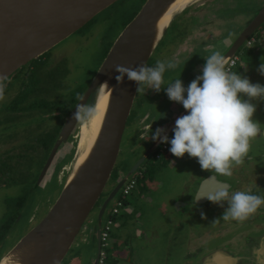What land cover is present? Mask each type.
Here are the masks:
<instances>
[{
    "label": "flooded vegetation",
    "instance_id": "flooded-vegetation-1",
    "mask_svg": "<svg viewBox=\"0 0 264 264\" xmlns=\"http://www.w3.org/2000/svg\"><path fill=\"white\" fill-rule=\"evenodd\" d=\"M198 1L190 4L181 13L183 15L181 18L183 23L181 25L184 24L186 27L175 32L171 31L175 34L171 36L169 30L174 24L172 23L147 63L149 66H155L157 61L167 62L171 60L176 63L177 67L174 70L165 71L164 84L160 92L157 93L146 87L144 93H137L135 105L128 120V124L131 120L137 122L136 135L139 139V143L128 148L129 154H139L137 157L139 161L151 150L146 161L133 176V180L136 181V188L128 197L123 196L124 187L132 177L130 176L111 198L118 185L138 161L126 176H119L120 169L117 168L116 164L107 188L95 206V208L98 207V218L95 222L92 219L88 222L95 210L94 208L81 230V232L88 231L86 235H90L92 244L96 247V256L93 254L86 260L80 255H73L72 258L76 260L73 261L71 258L67 264H112L113 260L115 264H133L132 259L135 251L132 250L136 249L133 246L134 239L132 242L130 240L146 236L144 228L140 226V222L137 221V224H134L133 221L138 218L141 219V213H138L137 210L143 204L151 206L152 200L151 197L147 196L148 191L151 189L155 192L160 186V183L158 184L155 181L156 179H154L155 175L159 172V174L163 173L165 180L167 176L169 177L170 170L178 165L187 163H182L180 158L175 157L172 153H166V156L156 159V151L161 144L157 140L151 141V144L142 150L152 139V136L155 135L157 129H163L165 135L169 129L175 128L177 118L187 115L183 105L169 100L164 87L169 82H174L180 78L185 88H187L198 75H202V68L206 60L187 63L184 61V55L188 53L195 54L197 46L204 53V58L217 52L222 55L229 49L234 36H237V33L249 24L255 14L264 8V0ZM81 29L78 31H81ZM258 33H261V37L255 44L246 46V42L244 43L242 46L245 47L243 51L244 57L239 58L232 72L249 78L254 84L264 85V76L257 71L262 63L261 57H264V24L255 34ZM168 34L169 38L165 42ZM107 40L103 53L99 57L101 59L97 70L102 66L113 47L114 41L111 39ZM52 49L22 67L8 82L6 81L2 89V98H0V122L5 121L4 126H8L10 129L11 126L18 129L16 137L7 138L6 136L0 140V188L9 189L19 184L22 187L26 177H28L24 176V170L30 168V163L36 160V174H32L33 169H29V175L33 177V182L29 185L27 182L23 188L24 194L21 197H17L19 199L15 206L17 211L21 212L27 194L38 190L44 193L45 201L41 208L32 214L30 218L31 225L42 217L43 209L49 211L54 205L60 195V191L56 194L57 189L53 192L50 189L53 185H57L59 188V174L66 169L70 170L73 166L78 146L77 143V145H74L75 141L73 139L76 138L78 142L80 126L84 121H77L74 129L67 136L64 137L63 132L76 107L95 78L90 77L86 82H81L78 79L71 81V73L74 70L70 60L71 49L64 54L52 53ZM228 61V59L225 60V67ZM2 84H0V88ZM87 105H95V94L89 97L85 106ZM261 114H264V100L262 106L254 115V120L261 122L260 118L264 119ZM171 137H174V131H172L169 138ZM255 140L257 142L252 148L254 152L243 158V162L256 161L250 167V174L245 168L243 169V164L235 166L234 172L241 175L238 176L236 183H234L230 181V176L220 178L221 175H217L212 171L205 172L201 170V176L198 178V181H200L198 187L201 186L202 181L209 180L213 175L216 177L215 182L223 183L224 185H221V187L226 185L230 193L250 191L252 194L264 196V126L261 134ZM259 150L263 152L257 153ZM159 161L162 163L166 161L169 171L166 168L160 171L161 168L156 167ZM243 179H247V182L243 183ZM152 183H156L155 189L152 187ZM169 183L172 185V180H169ZM174 187L175 184H173L172 189ZM221 187H215V193ZM130 197L134 198V204L129 201ZM136 199H139L137 205ZM119 201H122L123 205L117 207ZM224 203V208H222L209 200L205 204L202 203L201 207H207L208 210L213 209L214 212L210 218L217 219L222 217L225 208L228 206L227 202ZM105 204L106 208L100 220V212ZM116 207L117 212L115 213L114 209ZM163 207H165L164 204ZM19 212L11 216L12 222L0 224V249L6 246L5 241L8 232L11 230L12 225L15 224ZM106 214L109 215L108 218L104 217ZM198 214L200 213L198 212ZM186 215L184 214L180 219L183 220ZM109 218H112L113 222L109 229V237L104 240V230ZM219 224V230L214 238L215 241L225 239L223 243L227 242L226 245L220 246L221 244H218L210 253L201 254L198 261L193 264L203 262L202 259L205 260L211 254L214 255L212 264H226L225 261H228V264H264V206L244 222L220 220ZM114 229H119L121 232H115L114 235ZM181 234L183 232L179 233V235ZM123 247L127 250V254L121 250ZM178 248L173 251L174 255L179 252L180 249ZM11 250L12 248L6 253H2L0 261ZM129 251L131 252L128 255ZM217 251L220 252L216 253ZM109 258L113 259L110 263H108ZM64 261L62 264H64ZM153 263L152 259L147 262V264ZM190 263V259H188L184 264ZM168 264L174 263L169 261Z\"/></svg>",
    "mask_w": 264,
    "mask_h": 264
},
{
    "label": "water",
    "instance_id": "water-1",
    "mask_svg": "<svg viewBox=\"0 0 264 264\" xmlns=\"http://www.w3.org/2000/svg\"><path fill=\"white\" fill-rule=\"evenodd\" d=\"M120 1L122 0H0V84L4 82L0 90L22 67L47 53ZM175 1L146 0L137 15L119 32L113 47L78 104L85 106L92 94H95L96 103L99 91L103 88L101 85L105 82L107 91L111 90L96 143L84 163L72 170L69 177L60 183V195L47 215L41 217L37 225L6 256L10 257V263L62 264L74 246L84 224L107 188L123 146L132 141V138L130 140L125 138V134L137 98V84L129 81L127 77L123 83H119L116 80L118 73L114 66L119 64L134 68L148 63L175 18L190 5L176 12L167 27L161 28L160 20ZM263 24L264 8L256 13L232 41L223 56L225 60L230 61ZM76 115L77 107L64 129V137L74 129L78 121ZM172 129L173 127L165 134L168 138ZM150 152L151 150L136 163L111 198L130 176L132 177L127 183L133 180L134 174L146 161ZM187 159L192 158L188 155V158L184 156L180 161L186 163ZM186 171L198 172L193 169ZM247 172L250 174V169ZM198 178L199 175L196 173L189 181L185 179L183 185L190 188ZM215 178L212 175L209 180L202 181L201 186L197 185L195 192L189 193L192 201L187 203L182 199L175 184L171 192L163 198L164 206L168 205L167 201L173 200L178 208L176 213L182 214L183 210L184 214L190 215L195 212L194 206L209 202L208 196L214 195L215 187L224 185L215 182ZM199 195L200 199H194ZM105 208L106 204L100 212V220ZM218 252L220 251L216 253ZM212 259L213 254L202 261L205 264H212Z\"/></svg>",
    "mask_w": 264,
    "mask_h": 264
},
{
    "label": "rangeland",
    "instance_id": "rangeland-1",
    "mask_svg": "<svg viewBox=\"0 0 264 264\" xmlns=\"http://www.w3.org/2000/svg\"><path fill=\"white\" fill-rule=\"evenodd\" d=\"M145 2H146L145 0H122L120 2H117L116 4H114L113 6L102 12L101 14H99L97 17H95L94 20H92L84 28H82L81 31H78L77 33L73 34L68 39L60 43V45H57L56 47H54V49H52V53H62V54L66 53L67 50L71 49L72 53L70 56V60L73 64V69H74L71 73V81L78 79L81 82H86L90 77L91 78L95 77L98 70L100 69L99 68L97 70L98 64L101 59L99 57L103 53L106 42L108 41L107 39H111L115 42L119 32L123 30L131 22V20L137 15V13L142 8ZM182 16L183 15L179 14L175 18V21L173 22L174 24L172 25L171 30H169L171 36L175 35L172 32H175L176 30L186 27L184 24L181 25V23H183V19H181ZM242 31L243 30L239 31L237 35ZM235 37L236 36H234L232 40H234ZM168 38H169V34L165 42L168 40ZM196 48L197 51L195 54L192 55L188 53L184 55V61H186L187 63H189L190 61L192 63H196V61L200 62L201 60L204 59V53H202L199 50L198 46ZM244 49L245 47H242L240 49L238 53L239 58L244 57L243 55ZM227 51L228 50H226L222 54V56H224ZM95 71L97 72L95 73ZM8 81L9 80H7V82ZM262 100L257 102L256 104L257 110L262 106L263 103ZM251 102L253 103V100ZM261 117L264 118V114L263 115L261 114ZM260 121L263 127L264 119H261ZM4 122L5 121L0 122V140L6 136L7 138L16 137L18 135L17 133L18 129L12 128V126L10 129L8 126H4L5 124ZM136 130H137V122L136 121L133 122L131 120V122H129V124L127 125L125 138L129 140L132 138L131 139L132 141L127 143V146H123L119 159L117 161V168L120 169L119 176L121 175L126 176L129 173V171L132 169V167L135 165V163L138 161L137 157L139 154L137 153L129 154L128 151L129 150L128 148H131V146H134L135 144L139 143L138 137H134L135 134H137ZM73 141H75L74 145L78 144L76 138H74ZM151 141H154V139H151L142 150H144L147 146H149L151 144L150 143ZM256 142L257 141L255 140V138L251 140L248 154L254 152L252 151V148ZM263 151L259 150L257 153ZM170 153L171 152L169 151L167 152V154ZM185 157L188 158V155L185 154ZM187 160L188 161L186 164H181L178 165L177 167L174 166L175 168L170 170L169 172L170 175L169 177L167 176L165 180H164L165 175L163 173L159 174L160 173L159 172L158 174L155 175L154 179H156L155 181H157L158 184L160 183V186L158 190L155 192H153L151 189L148 191L147 196L151 197L152 200L151 206H148V204H143V206H141L140 209L137 210L138 213H141V219L138 218L133 221L134 224H137V221H139L141 228H144L145 230L144 233H146L145 237L141 236L140 238H132L130 240L132 242V240L134 239L133 246L136 249V250H132L135 251V255L133 256L132 259L133 264H147V262L150 259H152V262H154L153 264H163V263L168 264L169 261H171V263L174 264H184L185 262L188 261V259H190L191 262L190 264H193L196 261H198L201 254L204 255L207 252L210 253L218 244H222L224 242L225 239L215 241L214 236L216 235V232L219 230L220 224L217 223L215 225H212V223L216 220L210 218L211 214L214 212L213 209L208 210L207 207L204 206L203 207L194 206L195 212L192 215H188L187 213H185L187 215L182 220L180 219L181 217L179 216H183L184 211L182 210V214L176 213V211H178L176 202L173 203V200H169L167 201L168 205L163 207L164 204L163 198L171 192L173 184L177 185L180 195L186 203L192 201V196L189 193L191 192L193 194L195 192L199 181L197 179V182L194 184V186H190V188H185L183 182L185 181V179L189 181L192 175L196 176V173L200 177L201 167L196 159L192 158ZM253 163H256V161L253 162L251 160L244 161L241 164L244 165L243 169L245 168V170L247 171L250 169V166ZM261 163H263V161H261ZM156 167H160L161 168L160 171H161L164 170V168L167 169L168 165L166 161H163V163L159 161L156 164ZM187 168L193 169L195 171L198 170V172L197 171L196 173L194 171L188 172L186 171ZM29 169L31 170L33 169V171L31 172L32 174H36L35 173L36 160L35 161L33 160L30 163V168L24 170V176H28V177H26L24 185L22 187L21 184H19L9 189H6L4 187L0 188V224L4 222H12L13 219L11 218V216H14L17 214V212H19L15 208V206L17 205V201L19 199L17 197L23 196L24 194L23 188L27 184V182L28 185L32 184L33 182V177L29 175ZM167 170L169 171V169ZM71 171L72 168L70 170L66 169L59 174L58 179L60 183H62V181H64L66 178L69 177ZM175 174H176L175 180L173 184L170 185L169 180L173 181ZM239 175L241 174L235 173L232 168V175L230 176L231 178L230 181L236 183ZM220 178H224V176L221 175ZM242 182L246 183L247 179H243ZM152 185H153L152 187H154L155 189L156 183H152ZM58 186L59 188L57 187V185H53L50 190H52L53 192L57 189L56 192L57 194L59 193V191H61V187H60L61 184L58 183ZM44 196H45L44 193L41 192L40 190L26 195L24 200L25 202L24 207L21 210V212H19V216L16 218L15 224L12 225L11 230L8 232L7 239L5 241L6 246L5 247L3 246V248L0 249V255L2 253H6L11 248L13 249L19 243V241L22 238H24L32 230L33 227L37 225V222L40 219H38L36 222L34 221L35 223L33 222V224L31 225L30 218L32 214L34 212H37L43 205L45 201ZM129 201L132 204L135 203L133 197H130ZM138 201L139 199H136V205ZM97 210L98 207L95 208L88 222L91 219L94 222L96 221L99 213V212L97 213ZM47 212L48 211H46L45 209L42 210L41 215L43 218L47 215ZM198 212L200 214H198ZM201 213H203L204 216H206V219L203 217L200 218V216H202ZM107 214L104 216L105 218L109 217V215ZM87 232L82 231L79 234L74 246L71 248L70 252L66 257L64 264H67L70 261V259L73 257V255L76 256L80 255V257L86 260L89 259V257L93 254L96 256L95 253L96 247L95 245L93 246L90 235H86ZM115 232L120 233L121 230L114 229L113 230L114 235ZM180 232H183V234L179 235ZM130 241L129 243H131ZM108 246H110V244H108ZM177 248L180 250L178 253H176V255H174L173 251ZM121 250L124 253L127 252V250H125L124 247L121 248ZM130 252L131 251L128 252V255ZM188 254L191 256L188 257L189 256ZM72 260L75 261L76 259L72 258Z\"/></svg>",
    "mask_w": 264,
    "mask_h": 264
},
{
    "label": "clouds",
    "instance_id": "clouds-1",
    "mask_svg": "<svg viewBox=\"0 0 264 264\" xmlns=\"http://www.w3.org/2000/svg\"><path fill=\"white\" fill-rule=\"evenodd\" d=\"M204 59L202 75L187 88L180 78L164 87L169 100L183 105L187 115L177 118L171 140L164 135L163 129H157L152 139L170 143L169 151L177 158L187 154L196 159L202 171L231 176L232 168L247 156L251 140L262 132V124L253 119L257 108L251 101L264 98V85L254 84L249 78L226 70L225 58L218 52ZM261 61L257 71L264 76V57ZM176 67V63L169 60L157 61L155 66L141 64L134 68L117 64L114 69L119 83L127 77L137 84V93L142 94L146 87L160 92L165 71ZM106 85L105 82L101 87ZM2 95L0 90V98ZM96 115L94 106L79 105L75 118L79 122H90ZM195 198L198 200L201 196ZM208 198L222 208L224 202L228 205L222 217L212 225L220 220L244 222L264 206V196L250 191L230 193L226 185ZM201 215L206 219L203 213Z\"/></svg>",
    "mask_w": 264,
    "mask_h": 264
},
{
    "label": "bare ground",
    "instance_id": "bare-ground-1",
    "mask_svg": "<svg viewBox=\"0 0 264 264\" xmlns=\"http://www.w3.org/2000/svg\"><path fill=\"white\" fill-rule=\"evenodd\" d=\"M194 1L196 0H176L165 16L160 20V27L166 28L176 12L180 11ZM106 86L99 91L94 106L97 111L96 118L90 122H83L80 126L77 155L73 163L72 170L84 163L96 143L110 99L111 90L107 91ZM9 260V256L4 257L0 264H12Z\"/></svg>",
    "mask_w": 264,
    "mask_h": 264
},
{
    "label": "built area",
    "instance_id": "built-area-1",
    "mask_svg": "<svg viewBox=\"0 0 264 264\" xmlns=\"http://www.w3.org/2000/svg\"><path fill=\"white\" fill-rule=\"evenodd\" d=\"M260 34L261 33L254 34L250 39H248L246 41V46H252L253 44H255L260 39V37H261ZM238 53L228 62V64L225 67L226 70L232 71L235 68V66L239 60ZM169 140H171V138H169ZM170 147H171L170 143H162L160 145V147L158 148V150L156 151L155 158L159 159V158L163 157V155L169 151ZM135 188H136V181L131 180L124 187V190L122 193L123 196L127 197L128 195H130L135 190ZM121 205H123V202L119 201L117 207L121 206ZM117 207L114 209L115 213L117 212ZM112 222H113L112 218H109L107 223H106V229L104 230V240H106L109 237V229H110V226L112 225Z\"/></svg>",
    "mask_w": 264,
    "mask_h": 264
},
{
    "label": "trees",
    "instance_id": "trees-1",
    "mask_svg": "<svg viewBox=\"0 0 264 264\" xmlns=\"http://www.w3.org/2000/svg\"><path fill=\"white\" fill-rule=\"evenodd\" d=\"M172 138H173V137H171V139H172ZM165 154H166V153H165ZM165 154H164V155H165ZM164 155H163V156H164ZM128 196H129V195H128ZM128 196H127V197H128ZM126 202H127V201H126ZM112 260H113V259H112ZM112 260L109 258L108 263H110ZM111 263H112V264H115L114 260H113Z\"/></svg>",
    "mask_w": 264,
    "mask_h": 264
},
{
    "label": "crops",
    "instance_id": "crops-1",
    "mask_svg": "<svg viewBox=\"0 0 264 264\" xmlns=\"http://www.w3.org/2000/svg\"><path fill=\"white\" fill-rule=\"evenodd\" d=\"M187 8H188V7H187ZM262 99H263V98H261V100H262ZM259 101H260V100H254V101H253V104L256 105V104H257L256 102H259ZM234 167H235V166H234ZM234 167H233V169H234Z\"/></svg>",
    "mask_w": 264,
    "mask_h": 264
}]
</instances>
